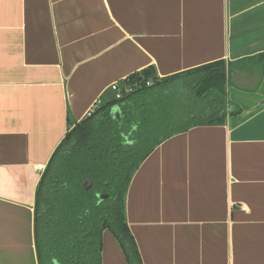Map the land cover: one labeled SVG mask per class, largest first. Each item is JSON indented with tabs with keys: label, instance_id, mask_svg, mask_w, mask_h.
<instances>
[{
	"label": "crops",
	"instance_id": "crops-1",
	"mask_svg": "<svg viewBox=\"0 0 264 264\" xmlns=\"http://www.w3.org/2000/svg\"><path fill=\"white\" fill-rule=\"evenodd\" d=\"M262 53L264 0H0V264H38L40 178L112 84L217 61L238 113L157 145L131 176L125 218L142 264H264V68L236 66ZM234 71L260 81L239 89ZM101 264H127L107 230Z\"/></svg>",
	"mask_w": 264,
	"mask_h": 264
},
{
	"label": "trees",
	"instance_id": "trees-1",
	"mask_svg": "<svg viewBox=\"0 0 264 264\" xmlns=\"http://www.w3.org/2000/svg\"><path fill=\"white\" fill-rule=\"evenodd\" d=\"M245 63L258 65L261 72L264 53L236 66ZM177 80L182 86L169 85ZM226 83L223 61L164 79L150 68L117 83L119 98L113 92L109 100H101L65 136L40 178L34 207L37 263L101 264V236L107 230L127 264H142L125 218L131 176L169 137L194 126L222 125L227 115L238 113L227 101ZM114 106L120 121L110 113ZM130 132L131 144L124 140ZM73 140L76 145L70 148ZM86 181L91 183L88 190L83 188Z\"/></svg>",
	"mask_w": 264,
	"mask_h": 264
},
{
	"label": "water",
	"instance_id": "water-1",
	"mask_svg": "<svg viewBox=\"0 0 264 264\" xmlns=\"http://www.w3.org/2000/svg\"><path fill=\"white\" fill-rule=\"evenodd\" d=\"M231 80L233 84L239 89L253 90L258 85L260 76L257 74H248L246 72L234 71L231 74Z\"/></svg>",
	"mask_w": 264,
	"mask_h": 264
},
{
	"label": "built area",
	"instance_id": "built-area-1",
	"mask_svg": "<svg viewBox=\"0 0 264 264\" xmlns=\"http://www.w3.org/2000/svg\"><path fill=\"white\" fill-rule=\"evenodd\" d=\"M147 85H149V83H147ZM110 89H111L113 92H116V93H117L116 98H119V95H118V89H117V83H116V84H112V85L110 86ZM125 92H129V89H125ZM99 105H100V102L95 103L94 106H93V108H91V110H89V111L87 112L86 117H90V116L92 115V113H93V112L99 107ZM43 167H44V166H42V165H38V166L35 167V169H36L37 171H39V170H43V169H44Z\"/></svg>",
	"mask_w": 264,
	"mask_h": 264
},
{
	"label": "rangeland",
	"instance_id": "rangeland-1",
	"mask_svg": "<svg viewBox=\"0 0 264 264\" xmlns=\"http://www.w3.org/2000/svg\"><path fill=\"white\" fill-rule=\"evenodd\" d=\"M242 207V206H241Z\"/></svg>",
	"mask_w": 264,
	"mask_h": 264
}]
</instances>
